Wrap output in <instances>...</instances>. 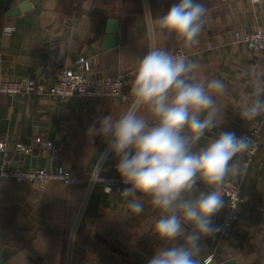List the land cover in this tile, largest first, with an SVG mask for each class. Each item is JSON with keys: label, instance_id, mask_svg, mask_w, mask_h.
Here are the masks:
<instances>
[{"label": "crops", "instance_id": "1", "mask_svg": "<svg viewBox=\"0 0 264 264\" xmlns=\"http://www.w3.org/2000/svg\"><path fill=\"white\" fill-rule=\"evenodd\" d=\"M25 1L32 9L10 17ZM176 0H0V81L36 78L47 87L57 81L61 67L73 66L79 58L91 65V79L119 73L134 80L137 59L151 43L148 37L153 19L164 14ZM206 12L199 43L191 48L175 35H157V47L173 51L183 47L198 64V78L223 81L225 89L215 94L220 124L205 134L204 146L221 131L243 137L260 125L241 119L244 107L264 103V56L234 44V32H264V0H198ZM115 5V7H113ZM110 19L119 21V34L106 33ZM207 44L212 50H207ZM201 51L200 56H195ZM126 105L118 100H61L52 96H7L0 94V138L10 147L22 144L30 149H11L14 167L23 170L63 169L78 178L76 186L58 183L0 186V264H68V244L82 188L107 147L102 136L89 137L88 128L102 117L118 118ZM151 119L146 108L138 113ZM262 148L242 181L244 203L237 221L224 224L228 202L212 217L219 227L214 236L201 240L199 264H264V125ZM42 138L61 148V161L50 162L49 154L35 145ZM243 154V153H242ZM238 154L236 159H240ZM2 155L0 154V165ZM118 158L109 153L102 173L118 175ZM230 179V178H229ZM228 179V180H229ZM198 189L211 190L198 183ZM223 195V194H222ZM128 200L108 196L96 187L80 222L73 249L72 264H147L156 250L166 246L153 233L160 212L145 203V211L133 215ZM191 229V225H186ZM175 243H183L179 238Z\"/></svg>", "mask_w": 264, "mask_h": 264}, {"label": "clouds", "instance_id": "2", "mask_svg": "<svg viewBox=\"0 0 264 264\" xmlns=\"http://www.w3.org/2000/svg\"><path fill=\"white\" fill-rule=\"evenodd\" d=\"M205 12L198 0H176L155 19L149 10L151 43L137 59L130 88L132 106L118 118L102 117L99 126L93 124L87 130L89 137L107 140L92 178L99 179L111 153L118 158L116 171L122 182L131 185L120 193L128 200L129 211L138 216L147 203L161 214L153 233L166 246L158 248L147 264H199L202 238L220 230L212 217L224 207L221 187L247 171V164L241 165L236 158L249 150L250 138L221 131L199 146L205 134L220 124L213 93L224 91L223 81L198 78L195 60L155 44L158 34H174L189 48L197 45ZM142 108L151 119L138 114ZM239 114L244 121H253L264 115V103L246 106ZM198 183L211 190L198 189ZM179 238L183 243H175Z\"/></svg>", "mask_w": 264, "mask_h": 264}, {"label": "built area", "instance_id": "3", "mask_svg": "<svg viewBox=\"0 0 264 264\" xmlns=\"http://www.w3.org/2000/svg\"><path fill=\"white\" fill-rule=\"evenodd\" d=\"M227 1V0H224ZM233 42L242 45L255 53L264 56V32L257 28L252 32L240 33L234 32ZM207 50H212V46L207 44ZM173 54L185 55L188 57L183 47H178L171 51ZM201 51L195 56H200ZM91 72L90 63L84 59H77L73 66L61 67L57 71V81L52 87H47L41 80L36 78H23L18 81H0V94L7 96H52L61 100L74 99L77 101H95L97 99L118 100L126 105L127 111L133 104V97L130 95V88L125 74L119 73L112 76L91 79L87 76ZM123 111V112H125ZM260 126L244 133L243 137L252 140L248 151L244 152L239 159L241 165L247 164V169L254 165L258 154L262 148V132L261 126L264 125V115L261 116ZM35 145L49 154L50 162L57 164L61 161V148L57 147L53 142L46 141L42 138L35 139ZM22 150L28 154L30 149H26L22 144H15L10 147L5 137L0 138V154L2 162L0 165V186L8 183H20L24 185H48L50 183H58L64 186L73 187L79 183L72 173L56 168L49 169H33L23 170L14 167L11 159V149ZM96 187H101L104 194L108 196H121L120 193L131 185H125L120 175L103 174L99 172V179L94 180L92 175L86 180L82 188V199L78 205L73 228L70 232L68 244V264H72L73 249L77 237L78 228L86 207ZM105 188H110L111 192H105ZM221 192L228 202V212L225 228H230L237 221L240 207L244 203L242 197V181L237 178H230L221 187ZM212 257L207 258L204 264H210Z\"/></svg>", "mask_w": 264, "mask_h": 264}, {"label": "water", "instance_id": "4", "mask_svg": "<svg viewBox=\"0 0 264 264\" xmlns=\"http://www.w3.org/2000/svg\"><path fill=\"white\" fill-rule=\"evenodd\" d=\"M35 4L39 2V0H33ZM32 9V5L30 4L29 1H25L22 4H20L17 8L12 10L9 14L10 17L16 16L19 13H24ZM107 35L109 36H116L119 34V21L110 19L107 22V30H106ZM224 264H236L234 260L227 261Z\"/></svg>", "mask_w": 264, "mask_h": 264}]
</instances>
